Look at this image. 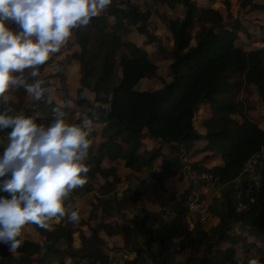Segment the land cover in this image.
<instances>
[{
	"label": "trees",
	"instance_id": "trees-1",
	"mask_svg": "<svg viewBox=\"0 0 264 264\" xmlns=\"http://www.w3.org/2000/svg\"><path fill=\"white\" fill-rule=\"evenodd\" d=\"M154 1L165 2L171 7L175 4L184 7L180 19L166 21L172 37L168 52L171 79L165 81L160 78L161 87L155 90L135 89L140 79L156 74L157 65L148 58L143 48L134 43H127V46L121 39L120 32L127 31L130 25H136L141 20L136 6L123 0H110L107 7L93 17L87 26L73 31L74 42L81 49L70 54L80 66L76 102L80 105L86 103L89 109L84 113L86 118L103 125L99 134L90 129L89 139L96 135L103 137L104 140L99 143L100 151L107 154L109 159L124 160L127 168L141 170L150 166L163 155L162 147L167 146L169 153L175 151L176 156L166 159V171H162L164 174H172V164L179 160L180 152H194L195 143L205 141L202 150L207 153L206 160L212 161L218 157L221 163L206 167L199 162L192 165V169L198 177L203 173H210L216 178L220 196L212 212L218 217V224L205 229L196 222V230L193 232L188 229L186 208L181 207L175 211L171 226L162 224L157 227L155 237L150 234L147 242L157 240L162 243L165 239L179 237V247L186 245L191 253H200L197 258L189 257L186 264H220L215 246L227 240L232 244L237 243V238L229 234L233 226L242 225L264 234V158H259L264 150V128L244 115L241 123L232 118L234 103L229 98L218 100L217 94L230 93L234 84L229 81V77L234 74L244 75L253 81L264 108V62L261 59L264 51H247L240 47L237 44L240 25L237 24V29H227L228 25L223 23L221 13L216 9L198 7L193 0ZM240 5L241 8L264 11V5L255 3V0H240ZM109 17L114 18L113 26L120 31L109 30ZM194 24L198 29L191 34ZM9 26L14 30L17 28L12 23ZM141 26L146 31V27ZM146 34L148 38L152 37L149 32ZM123 46H126L127 53L119 57L120 72L115 74V57ZM46 65L45 62V65L39 66L40 72ZM17 90L21 98L25 91L22 88ZM87 91L93 94V103L100 106L98 115L94 114V105L88 102L85 95ZM204 104L211 107L214 115L203 119L204 132L201 133L193 120L197 108ZM9 106L12 108L9 101L7 104H0V110ZM56 106H62L64 113L68 110L65 105H58L53 101L47 103L45 97L40 101L34 100L31 107L24 108L19 114L34 116L38 123L46 126L51 122L52 108ZM80 122L81 119L77 118L74 124ZM8 130L0 131V134H6ZM145 134L159 145L139 153ZM113 137L119 138L126 146L122 147ZM256 155H259V159L256 160L253 172L257 176L254 180L252 173L245 168L247 162ZM95 162L91 161L86 175L93 177L98 171L103 172ZM155 175L157 179L159 173ZM79 188H84V185L77 189ZM141 194L139 187L127 186L121 198L114 196V200L134 205L140 202ZM186 196L187 193L180 195L176 205L184 202ZM130 221L134 231L149 233L147 212L141 215L133 213ZM100 227V224L91 227L78 249L72 247V230L66 225H59L52 232L46 233L44 246L18 237L23 241L15 250L20 256L18 263L22 264L40 254V264H66L65 257L74 262L88 258L92 263L106 264L109 262L108 256L98 246L97 234ZM35 228L40 229L36 225ZM129 234L130 232L126 235ZM192 236L193 240H190ZM59 242L65 246L58 247ZM136 252L140 264H145L142 253L139 250ZM225 253L231 264H235L230 259L232 250L228 249ZM0 255H11L6 244H0ZM160 258V253L151 255V263L167 264L166 258ZM262 263L264 264V259Z\"/></svg>",
	"mask_w": 264,
	"mask_h": 264
},
{
	"label": "rangeland",
	"instance_id": "rangeland-1",
	"mask_svg": "<svg viewBox=\"0 0 264 264\" xmlns=\"http://www.w3.org/2000/svg\"><path fill=\"white\" fill-rule=\"evenodd\" d=\"M126 2H129L132 5L136 6V12L139 14V17L141 20L136 25H130L128 27L127 31H122L121 33V39L125 41L126 45L127 43H134L135 45L143 48L147 54V56L150 57H158L155 59V64L157 65L156 74L154 76H145L142 80L138 82V87H140L143 90H155L161 87V81L160 78H163L165 81H169L170 72H169V66L167 65V61L170 59L168 56V52L172 45V37L171 33L168 30L166 21L167 19H180L184 12V7L180 4L172 5L173 7L169 6L165 2H157L154 0H123ZM198 7H211L213 9L218 10L221 13L223 23L225 25H228L227 29H232L233 27H237L239 24L240 29L239 30V36L240 39L237 42V44L244 48L245 50H254V49H263L264 51V11L263 10H249L248 8H241L240 0H193ZM255 3L264 4V0H255ZM109 30L110 31H120L116 26H113L114 24V18L109 17ZM123 20V24H124ZM146 27V31L142 30V26ZM198 29L197 25L194 24V26L191 29V34H194V32ZM237 29V28H235ZM147 32L151 34V38L147 37ZM70 37L69 41L65 46L61 48V50L54 54L49 61H47V65L43 68V72L41 74V78L44 77L45 81L49 82L50 85L55 89L53 93H51L52 100L54 98V95H64V102L67 100L69 101L67 94V84L73 85L76 84L79 81L80 77V66L79 63L72 59L70 54L77 49L76 51H81V49L74 44V37ZM75 46V47H74ZM128 46V45H127ZM126 46H123L120 48V50L117 51L116 57H115V63H114V72L115 74H119L120 70L118 68V59L121 55L127 53ZM159 50V51H158ZM262 61L264 62V53L261 57ZM56 65L60 70L57 71L55 67H51V65ZM246 78L244 75H238L234 74L231 77H229V81L234 84V87L231 88L230 93H224L220 92L217 94V99L222 100H231L234 103V111L231 114L232 118H235L239 123L242 121V116H247L248 119L251 121L256 122L260 127L264 128V108L262 106V102L260 99V96L257 94L256 88L254 86V83L251 79ZM6 95L8 96V101L12 103V108L14 110V114L21 113L24 108H28L32 106V102L34 99L24 93L22 97L20 98V93L17 90V88H10ZM69 95V94H68ZM85 95L87 96L88 102L94 105V114L100 113V106L93 103V94L90 92H85ZM230 95V96H229ZM63 103V102H61ZM70 108L68 107V111L65 113V120L67 123L74 124V121L77 118H80L81 120L83 118H86L85 111H89L87 104H78L76 102V99L69 104ZM214 115L212 112L211 107L208 104L201 105L197 108V111L194 115V125L197 128L199 132H204V128L202 127V121L206 117ZM93 121V120H92ZM103 125L93 121V126L91 129L96 130L97 134L100 133L102 130ZM114 138V137H113ZM103 137L100 135H96L95 137L90 138V147L89 151L90 153L96 156L98 155V148L99 143L103 141ZM115 142H119L122 147L126 146V144H123L119 138H114ZM145 138L141 141L142 144L145 142ZM205 141L200 140L197 143H195V146L193 147L194 152L186 153L180 152L178 155V159L176 162L172 164L173 167H180V168H174V173L172 174H165L163 173L166 171V166H163L161 170L159 171V176L155 181H175V182H169L166 186H169L170 184L176 185L179 184L180 181H182L184 176H187L188 179L190 178L191 186H185L179 193V195H182L184 193H187V196L185 197V201L182 202V207H185L187 212L188 219V229H192L194 232L196 230L197 223L200 224L205 229H209L213 226L212 224V217H214V213L212 212L214 207L217 205V198L220 196V187L216 184V181L212 185H205L202 181H200V177L195 175L192 165L195 163L203 164L206 167H210L214 165L215 163H221L220 160L217 158L213 159L212 161L206 160L207 153L202 150V147H204ZM144 145V144H143ZM156 144H154V148ZM169 148L167 146H163L161 150L167 152V154H163L158 159L154 160L152 164L148 167H151L149 169L153 171L152 166L158 167L161 164L166 165L165 161L168 158H175L176 152L172 151L171 153H168ZM138 152H143V146L141 145ZM184 157V160L182 162V158ZM259 158H264V150L260 153ZM257 157V159H259ZM256 159V160H257ZM97 160V156L95 158H92L91 161L95 162ZM101 162V161H100ZM109 162V161H106ZM85 163L87 166L88 164L85 160ZM121 164L116 165L117 167L114 170V173L110 175L111 177L106 178L108 179H101V177L95 173L98 177V180L96 181H106L104 184H108V188L112 187V185H109L110 181H115V179L122 178V181L128 182L132 180L134 177L138 180L132 181L129 183H126L125 187H123L119 192L117 191V195L119 199L122 196V193L124 192V189L129 186L130 188H138L143 189V192L141 191V197L140 202H137L136 206L131 209L130 204H122L117 203L116 200L113 199H107V201H99L97 199L96 194H92L91 192H83L86 187L88 181L91 179L88 177L89 175H86V183L84 184V188L79 189H73L69 194L68 197L65 200V208L67 211L71 210H77L80 216L78 223H70L67 221V217L65 216L60 223H56L55 220L49 221L50 229L46 230L40 228L37 230L35 228L34 224H26L21 229V235L19 237L32 240L34 242L39 243L40 245H43L46 243L45 241V235L46 233L52 232L55 227L59 225H66L72 230L71 234V244L74 249H78L80 247V242L84 235H87V231L91 229V227H95L99 223V221H107L106 228L109 230H113L115 228H119L120 223L127 222L128 220H131L133 216V211L135 210V207H138V213L140 215L143 212H147L149 210H146V206L151 207L153 204V208H155L154 213H148V219H149V227H152L154 224V221L157 220L156 215V209L162 204V201L160 199V194L165 192V186L160 183L156 182L155 189H154V195H156L158 198L155 200L150 199V196L152 195V192H149L148 190H153L151 187L148 189V182L140 181L144 177H155V174H149L145 175L144 168L141 170H135L132 169L130 172L128 168L125 166V163H122V160H120ZM97 164V163H95ZM98 165V164H97ZM124 167V168H122ZM113 169V168H112ZM111 169V170H112ZM157 170V168H156ZM154 170V171H156ZM164 170V171H162ZM255 165L252 163L246 165V171H248L251 174V177L256 180L257 176L254 175ZM106 175V173L104 172ZM117 176H114V175ZM139 174V176H138ZM93 176V178H94ZM105 177V176H104ZM94 181V180H93ZM178 181V182H176ZM258 181V180H257ZM134 182V183H133ZM197 183L198 190L191 189L194 183ZM94 184H100L99 182H95ZM114 185V183H113ZM115 190V186L113 188ZM202 189L203 192H200ZM101 193L100 190L97 188L95 193ZM147 192V193H146ZM97 193L98 195H100ZM120 193V194H119ZM195 194L197 197H200L207 205V211L198 217L191 218L192 216L188 213V199L190 195ZM104 197V196H103ZM117 197V196H116ZM181 198V197H180ZM179 199V198H178ZM112 201V202H111ZM117 217V218H116ZM154 219V221H153ZM197 222V223H196ZM112 223H114V226H112ZM127 223H125L124 227L127 228ZM103 227H100L98 230V246L102 250L104 254L108 256L109 262L106 264H140L141 262L138 261V255L136 254L135 247H143L146 245L148 241V237L150 236L147 232L145 234H141L139 232L134 231L132 228L130 229V234H125V243L123 244V249L120 251L121 248L117 247V250H114L115 247L114 243H112L110 246L105 245V241L107 239L105 238V229L103 231ZM195 234V233H194ZM229 234L233 237L237 238V243L232 244L231 241L227 240L225 242L218 243L215 248L218 251V256L220 260V264H231V261L229 258H227L225 251L230 249L232 250V253L230 254V259L232 261H235L236 264L237 261H246L249 258L259 257L261 259V264H263L264 259V234L259 233L257 230L252 228L243 227L242 225H236L231 228L229 231ZM130 237V238H129ZM192 236L190 240H193ZM128 241V243L126 242ZM55 241V240H54ZM52 242V240L50 241ZM56 242V241H55ZM51 244V243H50ZM56 244V243H55ZM58 247H64L65 245L62 244V242H59L57 244ZM184 246L180 247V251L176 250V253L178 254L177 259H174L173 257L167 256L166 262L167 264H186V260L189 257L197 258L200 253H191L190 248L188 253L186 251H183ZM134 250V251H133ZM149 252V251H148ZM158 253V252H157ZM239 253L240 255H237ZM10 256L6 255L5 257H2L0 255V264H21L18 263V260L20 256L15 251L10 252ZM237 256V257H236ZM110 257V259H109ZM151 257V256H150ZM150 257L146 258V264H152L150 261ZM41 255L36 254L32 258H29V261H26L22 264H40ZM163 259V258H160ZM148 260V263H147ZM66 264H104V263H92V261L88 258L86 259H79L74 262V260H71V258L65 257ZM233 264V263H232Z\"/></svg>",
	"mask_w": 264,
	"mask_h": 264
},
{
	"label": "clouds",
	"instance_id": "clouds-1",
	"mask_svg": "<svg viewBox=\"0 0 264 264\" xmlns=\"http://www.w3.org/2000/svg\"><path fill=\"white\" fill-rule=\"evenodd\" d=\"M109 3L0 0V104H7L10 88H22L35 101L46 97L51 103L55 89L40 78L39 66ZM51 67L60 70L54 64ZM52 114L45 126L34 116L14 114L10 106L0 110V131L9 129L0 151V193L8 194L0 195V244H6L10 252L23 243L18 237L26 224L51 230V220L60 223L66 216L68 222L78 223L80 219L77 210H66L65 200L86 183L93 121L83 118L78 124L67 123L62 106L53 107ZM236 264H261V259L236 260Z\"/></svg>",
	"mask_w": 264,
	"mask_h": 264
},
{
	"label": "crops",
	"instance_id": "crops-1",
	"mask_svg": "<svg viewBox=\"0 0 264 264\" xmlns=\"http://www.w3.org/2000/svg\"><path fill=\"white\" fill-rule=\"evenodd\" d=\"M74 44H75V42H74ZM75 50H77V49L75 48ZM148 58L155 63V59L158 58V57H150V56H148ZM170 61H171L170 59L167 61V65L168 66H169ZM42 72H43V70L40 72V76H41ZM42 79L45 80L44 77H42ZM142 79H140V80H142ZM170 79H171V74H170L169 80ZM66 86H67V89H68L67 91H68V94L69 95L67 94V97H68L69 101L68 100L66 102L63 101L64 100L63 97L65 96V94L64 95H59V94L54 95V98H53L52 101L55 102V103H57L58 105H65L67 107V109H68V107L70 106L69 104L76 99L75 92H76V89L79 87V81L76 84H73L72 86L70 84L69 85L67 84ZM135 89L141 90V91L143 90L140 87H138V83L135 85ZM61 102H63V103H61ZM143 138H145V140H144L145 142L143 143L144 145L142 144V142L140 143V146L141 145L143 146V151L144 150L153 149L154 148L153 147L154 144H156L155 147H157L159 145V143L157 141H154L152 138H150L148 134H145V136ZM143 138H142V140H143ZM88 151H89V149H88ZM98 151H99L98 152V155L96 154V156H97V162H95V163L98 164L99 168L101 170H103V172L100 171L101 173H99V171H98L97 174L103 180L104 179H108L109 177H111L110 175H112V173H114V170L117 167L116 165L121 164L120 163V160H122V159H120V158L109 159L108 156H107V154H105L104 152L100 151V149ZM162 153L163 154H167V152H165L163 150H162ZM93 154H95V153L88 152V155H87V158H86V162L88 164H90V165H91V159L96 157ZM181 160L183 162L184 157ZM106 161H109V162H106ZM123 162H124V160H122V163ZM90 165L88 167H90ZM163 166H164L163 164H161L158 167H154V165H153L152 166L153 171L152 170L149 171V169L151 167H145L143 171H144L145 175H147V173H149V174L150 173L151 174L152 173L155 174V173H159V171L161 170V168ZM122 168H124V167H122ZM156 168H157V170H156ZM174 168H180V167H173L172 166L171 169H172V172L173 173H174ZM128 170L130 172H132L131 171L132 170L131 168H128ZM154 170H156V171H154ZM104 172L107 173L109 176L106 174L105 177H104V175L102 174ZM106 176H108V178H106ZM114 176H117V175L115 174ZM138 176H139V174H138ZM156 176L157 175H155V177H152V178L144 177L143 179L140 180V181H145L146 183L148 182V184H147L148 186H146V187H149L148 189H150V187L153 189L151 191L148 190L149 192H152V195L150 196V199H153L155 201L158 198L156 195L153 194L154 193V189H155L156 182H158V181H155L156 180ZM88 177L91 180L88 181L87 187H86V189L83 192H89V193L91 192L92 194L93 193L96 194L97 195V199L99 201H102V200L103 201H107V199H111L113 201L114 196L115 197L117 196V198H119L120 195L119 196L117 195V193H116L117 191L119 192V190H121L123 187H125L126 183H129V182L138 180V179H136L134 177L132 180H130L128 182H125V181H122L121 180L122 178L120 177L119 180L118 179H115V181H110L109 182V185H112V187L108 188V186H107L108 184H104L106 181H96V180H98V177L96 175L94 176V178L92 176H90V175ZM117 178H118V176H117ZM190 178L191 177H189V179H188L187 176H184V178H182L183 180L180 181L179 184H176V185L170 184L169 186H166L167 183H169V182H175V181H166L168 178L165 179L164 181H161V183L165 186V189L166 190H165V192L163 191V193L160 194V199L162 201V204H160V206L158 207V209H156L157 210L156 211L157 214L154 215V216L157 217V220L154 221V219H153L154 224L152 225V227H150V234H152L153 237H155V229L157 227H160L162 224H165L167 226H171L172 219H173V216L175 214V211L177 209H180L182 207V205H183L182 203L179 204V205H176V201H178V198L180 196L179 193H180V191L185 186H188V185L191 186L190 184H191L192 181H190ZM95 182H99L100 184H98V185L97 184H94ZM176 182H178V181H176ZM113 183H114V185H113ZM114 186H115V190L113 189ZM97 188L101 192V193L97 192L100 195H98L97 193H95V191L97 190ZM192 188L198 190V187H197V183L196 182L193 184V186L191 187V189ZM141 191L143 192V189H141ZM200 192H203L202 189H201ZM116 202L119 203L118 200H116ZM120 203L122 204V202H120ZM137 204H138V202H137ZM137 204H134V205L136 206ZM134 205L131 206V209L134 207ZM153 205H155V204H153ZM153 205L151 207L146 206V210H149V211H147L149 214L152 213V212L154 213V211H155V208H153ZM137 212H138V207H135V210L133 211V213H137ZM188 219L189 218L187 217V223H188ZM106 222L107 221H99V223H101L100 224L101 227H103L102 228L103 231L105 229V235H106L105 238L107 239V241H105V245L110 246L112 243H114L115 247H112V248H114V250H117V247L118 248H121L120 251L124 250L123 249V244L125 243V239L124 238H125V234H127L130 231V229L132 228L131 221L128 220L127 222H125L128 225L127 228L124 227L125 223H122V225L120 223H118L119 224L118 225L119 228L118 227L115 228L114 231L111 230V229L108 230L106 228V226H107ZM218 222H219V219H218L217 216L212 217V224H213V226H215L216 224H218ZM112 226H114V223H112ZM146 235H147V233H146ZM126 242L128 243L127 240H126ZM147 243H146V245H144V248L143 247H135L134 248L135 251L133 250L134 252H136L137 250H139L142 253V257L145 259V264H146V258L150 257L153 254H158V253H160V257L161 258H167V256H170V257H173L174 259H177L178 254H174V253H176V250H179L180 251V247H179V245H180V239H179V237L172 238L171 240L165 239V240L162 241V243H159L157 240H153V241H151L148 244ZM187 248L188 247L185 245L183 251H186L188 253L189 249H187ZM136 254H137V252H136ZM109 259H110V257H109ZM138 261H139V259H138ZM150 261H151V257H150ZM147 263H148V260H147Z\"/></svg>",
	"mask_w": 264,
	"mask_h": 264
},
{
	"label": "built area",
	"instance_id": "built-area-1",
	"mask_svg": "<svg viewBox=\"0 0 264 264\" xmlns=\"http://www.w3.org/2000/svg\"><path fill=\"white\" fill-rule=\"evenodd\" d=\"M4 144H6V134H0V151L3 150ZM258 156L259 155H256L253 159L249 160L247 164L252 163L253 165H255ZM200 181L205 183V185H212L216 181V178L210 173H203L200 176ZM187 207L189 211L188 213L192 216L191 218L201 216L207 211V205H205L204 201L200 199V197H197V195L195 194L190 195Z\"/></svg>",
	"mask_w": 264,
	"mask_h": 264
}]
</instances>
